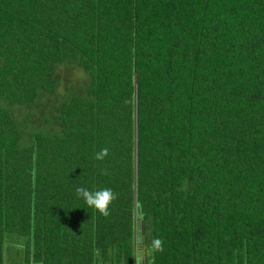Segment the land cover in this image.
Returning a JSON list of instances; mask_svg holds the SVG:
<instances>
[{
  "label": "trees",
  "instance_id": "16d2710c",
  "mask_svg": "<svg viewBox=\"0 0 264 264\" xmlns=\"http://www.w3.org/2000/svg\"><path fill=\"white\" fill-rule=\"evenodd\" d=\"M140 252L264 264V0H0V264Z\"/></svg>",
  "mask_w": 264,
  "mask_h": 264
},
{
  "label": "clouds",
  "instance_id": "9594fccd",
  "mask_svg": "<svg viewBox=\"0 0 264 264\" xmlns=\"http://www.w3.org/2000/svg\"><path fill=\"white\" fill-rule=\"evenodd\" d=\"M109 148L104 147L95 153L94 159L97 161H103L109 156ZM107 169H101V175H109ZM76 195L78 198H82L85 203L95 209L100 215L107 217L110 215L109 207L117 199L116 193L110 188H100L96 190H89L85 187H77ZM140 243L143 241L141 239ZM163 240L157 238L152 240L150 247L147 249L148 253L162 252L163 251ZM143 259V252L137 255V264H141Z\"/></svg>",
  "mask_w": 264,
  "mask_h": 264
},
{
  "label": "rangeland",
  "instance_id": "374dc122",
  "mask_svg": "<svg viewBox=\"0 0 264 264\" xmlns=\"http://www.w3.org/2000/svg\"><path fill=\"white\" fill-rule=\"evenodd\" d=\"M59 76L60 79L62 80V88L64 87L63 85V81L64 82H71L72 84H79V82L81 80H84L86 78V74L84 73V71L81 68L78 67H67V65L62 66L59 71ZM60 87V88H61ZM61 88V90H62ZM8 249L10 248V254L14 255L16 253V250L14 249L13 245H8ZM16 248V247H15ZM19 256L15 255V256H9L8 259H5V264H22L23 259L18 258ZM21 257V256H20Z\"/></svg>",
  "mask_w": 264,
  "mask_h": 264
}]
</instances>
